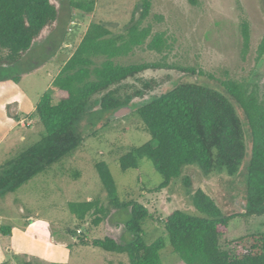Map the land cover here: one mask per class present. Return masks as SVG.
<instances>
[{
    "label": "rangeland",
    "instance_id": "1",
    "mask_svg": "<svg viewBox=\"0 0 264 264\" xmlns=\"http://www.w3.org/2000/svg\"><path fill=\"white\" fill-rule=\"evenodd\" d=\"M54 1L58 3L54 29L16 65L0 69V164L41 138L43 127L34 107L51 87L57 69L72 53L88 25L95 21L112 34L123 33L140 0H96L91 15L72 11L69 0ZM150 2L149 13L139 25L140 29L149 28L145 41L127 55L114 59L120 65H152L118 85L120 94L133 96V103L116 117L118 111L99 108L100 94L93 96L96 112L81 118L86 137L79 150L13 192L0 195V226L10 225L14 229L13 234L0 232V264H128L125 255L80 241L87 239L90 243L106 235L128 240L131 236L124 227L129 210L110 204L95 166L98 162L109 167L120 201L133 200L146 207L148 215L142 221L141 237L147 244L158 237L165 238L166 246L161 252L164 264H173L178 257L171 251L162 221L174 210L197 215L192 196L198 189L207 193L225 215L242 211L246 200L243 172L233 176L225 172L204 175L196 163L186 164L178 178L159 189L163 177L149 159L142 158L138 169L123 171L119 158L151 138L137 113L135 100L139 97L134 96L136 90L144 89L145 82L150 89H144L142 97L148 98L176 84L185 69L192 68L203 72L197 76L209 83L239 82L264 104V53L259 49L264 36V0ZM156 34H162L160 51L150 47ZM103 60L104 57L97 58L96 65ZM38 66L36 71L22 74L27 68L34 70ZM209 75L213 80L208 79ZM11 76L20 79L15 82ZM14 106H19L17 119L11 117ZM27 109H31L30 115ZM29 116L34 123L22 127L17 120H27ZM92 198L98 199L106 213L96 227L90 225L91 218L79 223L69 209L72 202ZM68 228L76 234L72 236ZM257 232L264 233V215L236 216L229 222L226 237L236 239Z\"/></svg>",
    "mask_w": 264,
    "mask_h": 264
},
{
    "label": "trees",
    "instance_id": "2",
    "mask_svg": "<svg viewBox=\"0 0 264 264\" xmlns=\"http://www.w3.org/2000/svg\"><path fill=\"white\" fill-rule=\"evenodd\" d=\"M57 4L54 0H0V69L16 65L54 29ZM68 4L72 11L91 15L96 0H69ZM150 7V0H140L123 33L112 34L95 21L88 25L51 87L34 107L43 127L41 138L0 164V195L13 192L79 150L86 137L81 118L96 112L93 96L101 95L97 103L104 110L116 111L133 103V96L120 94L118 85L152 65H120L114 59L143 44L149 28L140 29L139 25ZM162 42V34H156L151 49L160 51ZM259 49L264 53V36ZM99 57L104 60L96 65ZM31 70L29 67L23 73ZM197 73L203 75L201 71L185 69L176 84L148 98L142 97L144 89H150L148 82L143 85L144 91L134 92L139 97L135 100L137 113L151 138L123 154L120 167L123 171L138 169L142 158L149 159L163 177L159 189L178 178L186 164L196 163L204 175L225 172L233 176L243 172L246 200L241 212L225 215L207 193L198 189L192 196L197 215L174 210L162 222L171 251L178 257L173 264H264V233L226 237L229 222L236 216L264 215V104L239 82L209 83L199 79ZM208 79L213 77L209 75ZM12 80L17 82L19 77ZM95 166L110 204L128 208L130 217L124 227L131 236L118 240L106 235L90 243L81 239V243L125 255L128 264H164L161 252L166 246L165 238L161 236L147 244L141 237L142 221L148 215L146 207L133 200L120 201L109 167L104 162ZM69 209L81 224L91 218L90 225L94 227L106 216L104 207L93 198L72 202ZM13 231L10 225L0 226L2 234ZM68 232L76 234L70 228Z\"/></svg>",
    "mask_w": 264,
    "mask_h": 264
},
{
    "label": "crops",
    "instance_id": "3",
    "mask_svg": "<svg viewBox=\"0 0 264 264\" xmlns=\"http://www.w3.org/2000/svg\"><path fill=\"white\" fill-rule=\"evenodd\" d=\"M71 55V54H70ZM70 55H68L66 58H65V60L62 62V64H61V66L63 65V63L67 60V58L70 56ZM61 66L57 69V72L55 73V75L53 76V78H55L56 77V75H57V73L59 72V70H60V68H61ZM40 66H38L36 69L34 68V70H32V71H29V72H27V73H31V72H34V71H36L38 68H39ZM22 74H24V73H22ZM19 79H20V77H19ZM54 80V79H53ZM41 97V96H40ZM40 99V98H39ZM15 107V109L12 111V114H11V117L14 119H17L18 118V114H19V106H14ZM27 113L30 115V113H31V109H27ZM29 119H32V117H28ZM29 119H27V120H29ZM18 122H19V120H17ZM34 122H33V119H32V124H33ZM18 124V123H17ZM18 126H20V125H18ZM30 126H32V125H30ZM23 127V126H22ZM29 127V126H28Z\"/></svg>",
    "mask_w": 264,
    "mask_h": 264
},
{
    "label": "built area",
    "instance_id": "4",
    "mask_svg": "<svg viewBox=\"0 0 264 264\" xmlns=\"http://www.w3.org/2000/svg\"><path fill=\"white\" fill-rule=\"evenodd\" d=\"M19 124H21L22 126H29L32 124V119L29 120H19Z\"/></svg>",
    "mask_w": 264,
    "mask_h": 264
},
{
    "label": "water",
    "instance_id": "5",
    "mask_svg": "<svg viewBox=\"0 0 264 264\" xmlns=\"http://www.w3.org/2000/svg\"><path fill=\"white\" fill-rule=\"evenodd\" d=\"M128 109H129V107L126 108L125 106L119 108L118 110H116V111H118V112L115 114V116L117 117L118 115L122 114L124 111H126V110H128Z\"/></svg>",
    "mask_w": 264,
    "mask_h": 264
},
{
    "label": "flooded vegetation",
    "instance_id": "6",
    "mask_svg": "<svg viewBox=\"0 0 264 264\" xmlns=\"http://www.w3.org/2000/svg\"><path fill=\"white\" fill-rule=\"evenodd\" d=\"M39 42H41V40H39Z\"/></svg>",
    "mask_w": 264,
    "mask_h": 264
}]
</instances>
